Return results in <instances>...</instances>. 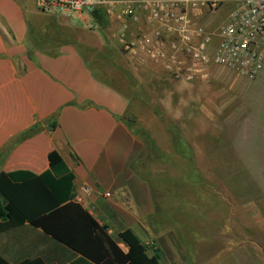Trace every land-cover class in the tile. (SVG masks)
<instances>
[{
    "label": "crops",
    "instance_id": "obj_1",
    "mask_svg": "<svg viewBox=\"0 0 264 264\" xmlns=\"http://www.w3.org/2000/svg\"><path fill=\"white\" fill-rule=\"evenodd\" d=\"M100 11L49 16L33 0H0V173L40 175L48 169L47 154L55 151L72 175L71 197L88 187L78 205L113 240L129 229L159 264H205V258L187 259L176 241H164L149 219L156 216L152 191L135 163L143 146L124 118L138 98L137 84L117 69L116 50L130 71L167 76L159 64L129 59L117 42L120 23ZM36 124L41 130L21 137ZM79 257L27 222L0 230V258L8 264H70Z\"/></svg>",
    "mask_w": 264,
    "mask_h": 264
},
{
    "label": "rangeland",
    "instance_id": "obj_2",
    "mask_svg": "<svg viewBox=\"0 0 264 264\" xmlns=\"http://www.w3.org/2000/svg\"><path fill=\"white\" fill-rule=\"evenodd\" d=\"M115 65L137 84L125 121L160 155L145 173L139 167L152 191L153 228L187 259L264 264V66L253 80L216 69L184 84L130 71L118 50Z\"/></svg>",
    "mask_w": 264,
    "mask_h": 264
},
{
    "label": "built area",
    "instance_id": "obj_3",
    "mask_svg": "<svg viewBox=\"0 0 264 264\" xmlns=\"http://www.w3.org/2000/svg\"><path fill=\"white\" fill-rule=\"evenodd\" d=\"M33 2L49 16H89L102 10L120 23L117 42L129 59L159 64L177 83L204 82L216 69L253 80L264 66V0ZM89 192L80 186L71 201L81 204Z\"/></svg>",
    "mask_w": 264,
    "mask_h": 264
},
{
    "label": "trees",
    "instance_id": "obj_4",
    "mask_svg": "<svg viewBox=\"0 0 264 264\" xmlns=\"http://www.w3.org/2000/svg\"><path fill=\"white\" fill-rule=\"evenodd\" d=\"M96 12L101 11L96 10L90 15H97ZM55 118L56 114L49 119L52 122L47 127L51 130L55 127ZM39 130L40 126L36 124L21 137H29ZM135 132L143 146L135 163L145 173L148 162H158L160 155L145 131ZM47 165L48 169L37 176L21 172L0 173V219L5 220L0 230L27 222L80 256L70 264H159L157 255H147L145 246L129 229L119 232L113 240L106 233L105 225H97L78 204L70 202L72 175L66 172L55 151L47 154ZM139 173L142 177L143 173ZM17 179L22 180L15 182ZM118 243L125 247V252ZM0 264L8 263L0 258ZM17 264L45 263L33 259Z\"/></svg>",
    "mask_w": 264,
    "mask_h": 264
}]
</instances>
